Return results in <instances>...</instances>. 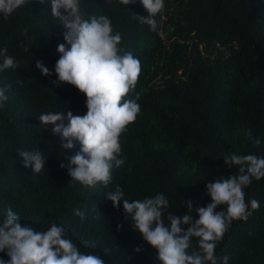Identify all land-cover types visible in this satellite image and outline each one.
<instances>
[{
  "label": "trees",
  "instance_id": "16d2710c",
  "mask_svg": "<svg viewBox=\"0 0 264 264\" xmlns=\"http://www.w3.org/2000/svg\"><path fill=\"white\" fill-rule=\"evenodd\" d=\"M80 7L85 18L107 15L122 46L140 61L128 97L138 96L141 110L120 134L124 164L113 169L108 185L70 183L67 155L79 143L61 149L62 138L51 124H41L39 113L71 109L83 115L86 97L71 83L54 84V71L44 75L36 67L41 59L54 68L64 29L46 3L29 0L0 16V48L20 62L0 71V85H8L0 106V218L11 206L37 230L52 220L62 223L80 250L98 253L105 264H159L122 204L113 206L106 193L117 184L129 199L163 192L167 212L181 215L183 201L206 205V184L235 173L223 156H264V0H165L156 30L135 19L146 14L139 0L129 6L81 0ZM248 131L260 144L251 143ZM18 150L41 151L45 168L33 173L23 167ZM244 191L246 202L256 199L259 207L232 220L214 251L218 258L227 255L228 264H264V177L253 178ZM74 208L85 210L83 219ZM137 245L139 252L133 251Z\"/></svg>",
  "mask_w": 264,
  "mask_h": 264
},
{
  "label": "clouds",
  "instance_id": "9594fccd",
  "mask_svg": "<svg viewBox=\"0 0 264 264\" xmlns=\"http://www.w3.org/2000/svg\"><path fill=\"white\" fill-rule=\"evenodd\" d=\"M29 0H0V16L7 18ZM49 6L52 17L63 26V41L57 45L60 54L54 68L49 69L43 60H36L41 74L52 75L53 83L68 82L76 86L86 99V112L73 114L66 111L39 113L41 124L52 125V132L59 134L61 149H72L74 142L79 150L67 155V172L72 182L93 186L97 182L108 185L112 171L124 164L120 153V134L126 125L134 121L140 112L138 96L129 98L140 73V61L121 44L122 35L114 30L107 15H85L81 12V0H39ZM137 0H120L124 5ZM146 14H137L140 24L150 30L157 29V15L162 12L165 0H139ZM29 50V49H26ZM19 60L0 48V71L16 69ZM8 85H0V106L8 99ZM252 144H260V138L246 133ZM21 164L39 173L45 168V157L39 150H18ZM225 165L235 167V173L226 178L209 181L205 188L210 201L195 206L191 198L183 201L187 211L181 215L167 212L169 199L157 192L142 199H129L116 185L106 193L112 205L122 204L123 211L133 229L155 249L159 264H228L229 257L218 258L215 246L234 219H246L252 209L259 207L256 199L245 200V187L252 179L264 177V156L253 153H231L222 157ZM61 167H65L61 160ZM218 205H226L218 209ZM193 210L198 214L193 217ZM0 218V264H105L102 256L93 251H82L73 241L68 228L55 220L44 230H37L24 223L11 206L3 210ZM167 212L166 220L163 214ZM81 219L85 210L74 208ZM187 225V227H184ZM193 237L198 238L193 246ZM133 251H141L139 245Z\"/></svg>",
  "mask_w": 264,
  "mask_h": 264
}]
</instances>
